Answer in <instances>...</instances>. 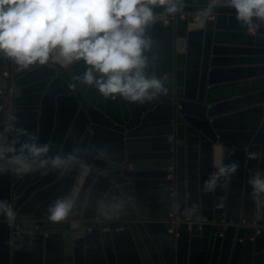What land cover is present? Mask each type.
<instances>
[{"label":"water","instance_id":"95a60500","mask_svg":"<svg viewBox=\"0 0 264 264\" xmlns=\"http://www.w3.org/2000/svg\"><path fill=\"white\" fill-rule=\"evenodd\" d=\"M149 6L154 15L169 5ZM183 7L191 13L166 24L155 18L146 29L153 41L146 73L162 77L168 89L152 103L103 98L83 83L91 67L83 60L64 65L50 57L21 69L0 55V130L14 123L50 142V156L73 154L83 162L67 174L0 175V200L18 213L14 225L0 218V264H264V194L249 183L253 174L264 176V104L222 116L219 110L237 101L216 98L230 87L216 81L230 71L220 56L233 50L221 46L231 35L224 30L247 28L228 0H183ZM255 33L248 36L254 49L243 51L264 62V23ZM257 96L264 99V91ZM249 114L248 131L223 129ZM99 149L110 159H96ZM221 162L238 169L205 192L203 182ZM113 193L133 195L135 204L101 218L96 201ZM67 195L78 197L74 212L50 221L48 206ZM21 235L23 242L14 240Z\"/></svg>","mask_w":264,"mask_h":264},{"label":"clouds","instance_id":"9594fccd","mask_svg":"<svg viewBox=\"0 0 264 264\" xmlns=\"http://www.w3.org/2000/svg\"><path fill=\"white\" fill-rule=\"evenodd\" d=\"M157 2L169 5L167 11L173 13L183 0H0V55L24 68L45 65L50 57L64 65L83 60L91 66L83 83L95 85L103 98L137 105L152 103L168 92L162 77L146 73L145 53L153 43L146 37V29L155 19L149 5ZM228 4L249 31L264 23V0H228ZM50 148V142L41 143L36 134L14 123L4 126L0 130V175L23 177L39 172L44 176L49 169L67 174L83 163L73 154L50 156ZM248 156L255 159L256 153ZM95 158L106 161L110 154L99 149ZM88 167L91 173L93 167ZM237 169L236 162H221L203 182V190L215 191L219 181L228 182ZM249 183L255 194H264V176L253 174ZM77 199L58 197L48 206L47 218L65 220L74 212ZM134 204L133 195L113 193L98 198L95 211L101 218L111 219ZM191 211L195 209L189 214ZM0 218L10 225L16 223L18 213L9 201L0 200ZM15 239L23 242L24 237Z\"/></svg>","mask_w":264,"mask_h":264},{"label":"crops","instance_id":"0c3cea01","mask_svg":"<svg viewBox=\"0 0 264 264\" xmlns=\"http://www.w3.org/2000/svg\"><path fill=\"white\" fill-rule=\"evenodd\" d=\"M207 19H212L211 17ZM166 24V23H164ZM231 35L225 38L221 42V46L224 48L233 49L224 52L221 57L228 59L224 62L222 68H228L230 71L223 73L217 78L219 85H230L229 89L221 91L217 94L216 98L219 103H225L226 101H237L230 106H224L219 110V114L222 116L229 114H237L243 112L244 109L252 108L257 105H263L264 99L258 98L257 94L264 91V62L259 60L262 55L244 52L243 49H254L249 47L248 36L255 35V28L251 31L247 29L243 32L238 24L233 26H226L225 30ZM245 33V35H243ZM24 67H21L23 69ZM19 69L14 70L18 72ZM7 76V73H4ZM10 99V95H6ZM250 96L248 101H242L243 97ZM239 100V101H238ZM241 100V101H240ZM261 103V104H258ZM6 102H4V105ZM246 107V108H245ZM253 118V114H249L243 117L236 116L230 121H225L223 129L232 132H245L248 131V126ZM167 141H171V136ZM171 176L169 175L168 178ZM102 231H108L106 229ZM171 230H169L170 232ZM83 235L82 229L72 232V237H80ZM252 239V238H251Z\"/></svg>","mask_w":264,"mask_h":264},{"label":"built area","instance_id":"2783aa9c","mask_svg":"<svg viewBox=\"0 0 264 264\" xmlns=\"http://www.w3.org/2000/svg\"><path fill=\"white\" fill-rule=\"evenodd\" d=\"M191 13V9L188 7L178 8L176 12L169 13L168 11L158 12L154 14V18L161 19L163 23H167L169 19L174 18L177 14L184 15ZM4 102L9 104L11 98L9 99L8 96L4 95ZM190 227V222L188 223V228Z\"/></svg>","mask_w":264,"mask_h":264}]
</instances>
